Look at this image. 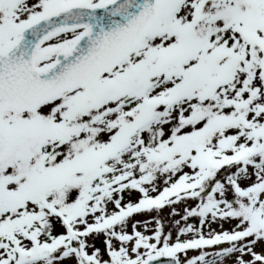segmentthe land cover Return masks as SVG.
Masks as SVG:
<instances>
[{
    "label": "snow or ice",
    "instance_id": "1",
    "mask_svg": "<svg viewBox=\"0 0 264 264\" xmlns=\"http://www.w3.org/2000/svg\"><path fill=\"white\" fill-rule=\"evenodd\" d=\"M0 264H264V0H0Z\"/></svg>",
    "mask_w": 264,
    "mask_h": 264
},
{
    "label": "rangeland",
    "instance_id": "2",
    "mask_svg": "<svg viewBox=\"0 0 264 264\" xmlns=\"http://www.w3.org/2000/svg\"><path fill=\"white\" fill-rule=\"evenodd\" d=\"M167 213H168V210L167 209H165L164 212L161 213V215L164 216L166 222H167ZM153 215H154V213H153ZM212 227L215 228L216 225H212ZM225 227H227V225H225ZM97 244L99 245V241H97Z\"/></svg>",
    "mask_w": 264,
    "mask_h": 264
}]
</instances>
